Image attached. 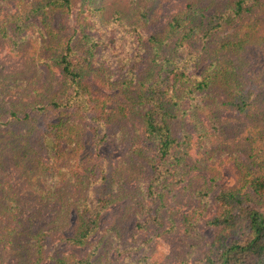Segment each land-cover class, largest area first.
<instances>
[{"label": "rangeland", "instance_id": "374dc122", "mask_svg": "<svg viewBox=\"0 0 264 264\" xmlns=\"http://www.w3.org/2000/svg\"><path fill=\"white\" fill-rule=\"evenodd\" d=\"M213 1L214 8L222 0ZM185 4L181 0H73L70 11H57L55 25L61 26L62 34L76 30V38L83 37L84 28L101 42L95 57L87 64L83 82L89 97L84 101L90 103L92 110L81 112L73 107L63 111L65 117L75 119L79 128L87 130L88 135L82 140L87 148L82 150L79 145L61 148L59 158L64 159V163L70 161V169H55L40 146L41 167H23L13 152H4L1 172L2 178L5 173L9 184L5 191L0 188V264H36L38 255L45 264H53L52 257L63 252H73L78 257L90 254L91 259L99 258L108 264H130L133 258L140 264L146 261L148 264H155L154 261L157 264H204V255L220 233V228L210 224L220 209L215 195L221 188L240 184L239 160L236 159L254 155L256 145L247 141L245 135L237 140L217 137L222 135V130L232 132L238 123L239 112L227 104L229 90L224 82L212 86V93L204 96L210 105L204 109L206 114H200L205 124L215 127L212 131L217 135L212 141H206L203 124L194 117L191 107L196 99L190 101L191 107L185 102L182 110L177 111L172 132L177 138L176 149L184 152L188 148L184 169L189 172L178 174L172 170L165 181L168 193L161 203L158 193L150 194L149 190L158 152L153 140L146 138L143 116L135 113L142 106L133 105L130 98L141 93V86L150 79L147 75L151 70H155L154 77L157 76L163 55L171 53L173 39H169L166 47H161L162 54L157 56L155 44L149 37L167 32L171 17ZM201 4L206 5L207 0H201ZM23 6L22 0H0V21L7 13ZM261 20L264 23V15ZM33 23L21 33H27V37L20 43L14 34L10 40L0 36V108L6 115L14 104L20 115L24 111L38 118L37 129H40L42 122L60 113L52 102L61 100L62 90L66 89L60 68L51 62L49 49L44 50L51 36L39 17H33ZM263 45L253 42L246 47L255 66L264 65ZM199 101L197 98V103ZM36 133L38 135L39 131ZM135 141H147L141 156L131 155L129 151L131 146L133 150ZM212 152V158L206 155ZM77 157L81 159V167L75 165ZM99 158H109L106 161L120 167L121 161L135 165V172H130L127 166L122 168L134 176L128 189L138 188V191L119 197L124 196L125 185L117 182L114 189H110L117 200L101 214L88 244L76 248L66 240L69 229L77 223L73 213L76 205L70 202L76 197H85L88 186L73 185L65 173L72 170L80 177L82 172L91 174L92 179L87 180L90 189L99 191L106 182L102 171L108 169L109 164H100V180L86 166L90 163L92 168L94 160ZM260 159H264V152L251 160ZM194 174L196 177L192 176ZM9 190L16 196L5 197ZM68 209L71 215L66 214ZM47 230L39 253L34 235Z\"/></svg>", "mask_w": 264, "mask_h": 264}, {"label": "trees", "instance_id": "16d2710c", "mask_svg": "<svg viewBox=\"0 0 264 264\" xmlns=\"http://www.w3.org/2000/svg\"><path fill=\"white\" fill-rule=\"evenodd\" d=\"M22 2L25 6L7 13L0 21L1 38L10 40L14 34L20 43L27 37V33L26 35L21 33L33 26V17H39L41 24L51 36L49 41H46L44 50L49 49L51 62L60 68L66 90H62L64 97H61V100L52 102L54 109L60 113L57 117L42 122L40 129H37L40 123L38 118L29 112L23 113L24 111H21L20 115L19 111L14 109V104L6 115L0 108L2 191H5L8 188L6 184H9L5 173L3 172L2 178L1 172L4 152H13L14 158L23 167L31 168L34 165L41 167L43 163L39 157L40 146L46 151L50 159L49 164L55 169L62 167L70 169L71 162L64 163V159L59 158L62 157L61 148L70 145H79L82 150L87 148L83 142L88 135L87 130L79 128L80 125L75 119L65 117L63 111L73 107L81 112L92 110L90 103L84 101L89 97L84 90L83 82L85 72L88 70L87 64L95 57L101 46V42L84 31V28L82 30L84 36L76 38L78 36L76 30L62 34L61 26L55 25L54 17L57 11H70L73 0H22ZM181 3L186 4L173 14L167 32L159 34L160 37L151 35L148 39L155 44L157 56L162 54L161 47H166L170 44L169 39H173L171 49L169 48L171 53L163 55L156 77L155 70L150 71L147 75L150 79L141 86V93L130 96L133 105L139 103L142 106L141 111L138 109L135 113L140 112L143 116L146 138L153 140L158 152L159 159L153 165L154 176L150 177V194L158 193L160 197L157 198L164 203V196L168 193L165 181L172 170L175 169L178 174L189 172L184 169L188 148L184 152L176 149L177 138L172 132L173 121L178 117L177 111L182 110L185 102L190 103L192 99H196V104L190 103L189 107L193 105L194 108H191L194 117L199 118L198 122H202L206 141H212L217 135L212 131L215 127L205 124V119H202L200 114H206L204 109L210 105L204 100V96L212 93V86H219L220 82H224L223 85L229 90L227 104L239 112L236 118L238 123L232 132L222 130L220 133L222 135L217 137L237 140L245 135L246 140L254 143L256 147L254 155L236 159L239 160L237 165L240 184L227 189L221 188L215 195L220 209L210 220V224L220 228V233L211 243L203 262L264 264V159L251 160L264 152V65L255 66L249 59L246 48L253 42L264 44V23L261 20L264 15V0H222L214 8L212 6L216 4L213 0H207L206 5L201 4V0H181ZM197 98L200 100L199 103ZM93 134L95 136L96 132ZM146 143L147 141H135L133 150L132 146L129 148L131 155L141 154L144 150L143 144ZM206 155L212 158L213 152ZM106 159L109 158H99L98 161L95 159L92 168L90 163L86 165L95 176H99L100 180V164L104 162L109 164V168L102 171L105 173L106 182L99 187V191L90 189L87 180L92 179L91 174L82 172L80 177L72 170L65 173L73 185L84 188L88 186L85 197H76L70 202V205H76L73 213L77 223L75 227L69 229L66 240L76 248L88 244L89 238L97 230L101 214L109 204L117 200L114 191L110 190L112 187L114 189L117 182L125 185L124 196L119 197H126V192L131 193L130 195L135 194L129 191L136 193L138 191V188L129 190L127 187L134 178L130 176L129 171L135 172L136 166L121 161L123 165H120L129 169L125 171L119 164H113ZM257 159L259 160V157ZM75 160V165L81 167L80 157ZM192 176L196 177L195 174ZM13 195L15 194L9 190L5 197ZM56 197L54 195V199ZM140 197H143L141 190ZM68 213L71 215V209L66 214ZM48 232L41 231L34 235L36 241L34 245L39 247L37 250L39 253ZM42 259L43 257L38 255L36 264H45ZM52 259L53 264H108L99 261V258L91 259L90 254L78 257L73 252L59 253ZM133 260L130 264H140L138 259ZM154 263L157 264L155 261Z\"/></svg>", "mask_w": 264, "mask_h": 264}]
</instances>
